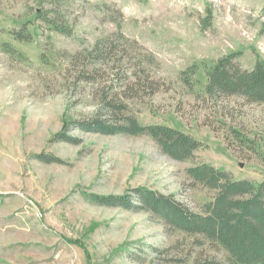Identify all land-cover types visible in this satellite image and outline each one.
I'll list each match as a JSON object with an SVG mask.
<instances>
[{
	"label": "rangeland",
	"instance_id": "1",
	"mask_svg": "<svg viewBox=\"0 0 264 264\" xmlns=\"http://www.w3.org/2000/svg\"><path fill=\"white\" fill-rule=\"evenodd\" d=\"M54 8L48 0H0V264H227L218 246L92 198L143 188L200 212L213 193L191 185L190 167L264 181V105L211 99L203 89L206 69L223 56L238 54L247 70L264 63V0H64L55 18L71 36L37 18ZM207 10L211 26L203 30ZM22 24L29 42L13 39ZM97 42L114 55L72 65ZM107 92L141 125L178 129L203 148L176 162L145 136L81 131L77 122ZM60 133L78 143L54 141Z\"/></svg>",
	"mask_w": 264,
	"mask_h": 264
},
{
	"label": "trees",
	"instance_id": "2",
	"mask_svg": "<svg viewBox=\"0 0 264 264\" xmlns=\"http://www.w3.org/2000/svg\"><path fill=\"white\" fill-rule=\"evenodd\" d=\"M48 1L55 8L39 12L37 18L51 30L71 36L69 26L55 18L59 17L56 8L64 0ZM211 17V11L207 10L206 17L201 21L203 30L211 26ZM116 29L121 33L120 23L116 24ZM12 36L18 42L32 39L26 24H22ZM99 44L97 42L90 51L74 55L72 65L77 61L91 65L104 64L114 55L115 48H107L105 44L100 48ZM3 49L13 54L7 44L3 45ZM237 57L238 54L223 56L206 69L204 93L211 99L237 97L247 104L264 105V63L258 60L247 70L237 63ZM151 59L146 60L149 63L153 61ZM195 73L196 66L190 67L182 72V81L187 83ZM84 74L81 77H85ZM153 86L156 84L150 82L149 88L153 89ZM77 125L85 133L101 136L148 137L160 153L176 162L193 160L195 153L203 148L202 142L178 129L164 125H141L136 117L129 114L127 105L109 92L102 93L93 115L77 122ZM237 138L241 141L240 137ZM54 141L78 143L63 133L56 135ZM186 175L192 186H201L213 193V199L200 212L190 210L173 196L143 188L133 189L129 194L117 198L93 197L92 201L130 212L148 213L172 231L199 237L203 243L222 248L227 255V264H264V181L255 184L246 179L234 180L230 173L208 164L190 167Z\"/></svg>",
	"mask_w": 264,
	"mask_h": 264
}]
</instances>
